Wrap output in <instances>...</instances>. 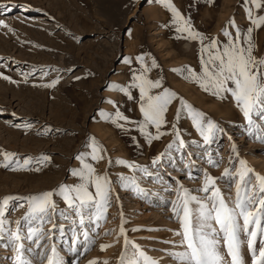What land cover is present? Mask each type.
I'll list each match as a JSON object with an SVG mask.
<instances>
[{"label":"rangeland","instance_id":"rangeland-1","mask_svg":"<svg viewBox=\"0 0 264 264\" xmlns=\"http://www.w3.org/2000/svg\"><path fill=\"white\" fill-rule=\"evenodd\" d=\"M127 2L0 0V3L8 5L7 8H0V18L15 30L7 32L0 27V57L3 58L0 59V70L19 81L13 84L0 77V198L8 194L38 193L62 182L72 183L75 178L70 176L69 170L78 164L72 157L78 152L90 151L87 147L89 135L95 136L105 149L104 160L93 162L89 158V162L98 172L108 173L113 181L114 193L119 196V203L112 201L106 220L101 222L95 242L82 255L70 251L72 231L68 222H64V234L57 232L55 239L49 241L56 244L64 264H88L93 258H97L98 264H103L105 260L108 264H118L125 247L124 236L119 235L121 212L125 221V235L150 256H164L160 250L173 247L166 241L180 239L174 235V231L180 227L179 219L172 212L171 201L177 198L175 191H165L163 185L145 177L142 186L150 190L149 198H141L130 189L121 187L117 179L121 174H131L132 169L115 163L116 159L150 164L152 156L163 151L171 140V136L166 135L149 146L136 129L126 125V130H121L100 118L99 107L112 108V105L102 101V97L106 96L118 98L120 110L131 119L141 118L133 101L106 87L109 81L126 80L124 55L150 52L162 68V72L153 69L151 75H163L165 86L177 91L225 129L227 136L218 138L212 145L213 150H220L224 161L219 167H211L194 157L196 164L191 169L194 177H202L201 166L213 176L220 177L223 168L229 164L228 136L238 145L240 156L256 172L264 174V143L245 131L247 122L235 102L231 98L220 100L205 92L197 83L185 79L184 74L171 71L184 65L199 70V43L177 39L174 28L163 26L170 22L171 13L159 0H138L131 11L124 7ZM173 3L182 14L191 17L199 30L218 34L221 40L224 37L220 30L233 16L242 28L247 24L243 0H214L211 4L207 0H173ZM13 4L31 5V9L26 11L22 7H11ZM41 15L46 18L39 20L37 17ZM129 28L134 33L131 37L127 32ZM69 33H73L75 38ZM255 35L258 44L264 45V29L258 30ZM73 65L77 67L71 73L55 71ZM33 68L36 71L33 72ZM41 68L47 75L40 71ZM23 72L31 73L27 82H24ZM57 75L63 78L54 88L43 86ZM75 76L82 78L75 80ZM134 94L138 95V91L134 90ZM178 106L176 102L170 106L169 119L174 117ZM24 122L30 123L32 128L26 130L13 126L14 123ZM44 125H51L53 131L41 135ZM178 126L189 144L193 139H199V134L186 116H181ZM56 128L60 131L56 132ZM133 138L139 143H134ZM4 151L18 154L21 163L25 156L38 157L40 154L50 155L51 160L40 166L42 170L39 172L35 170L37 165L34 160L25 169L17 170L15 164L5 168ZM188 151L199 149L192 145ZM108 158L113 160L111 165ZM158 171L166 181L171 182L170 174L172 178H179L193 194L203 195L196 191L202 179L187 177L182 170L180 154H175L173 162H165ZM217 184L226 200L230 196L234 199V182L230 187L228 180L221 178ZM152 192L158 195H152ZM58 203L61 209L65 207L62 202ZM26 209L25 204L6 215L16 220L22 217ZM101 244L110 246L101 249ZM176 250H179V246ZM12 256V249L0 244V264H13ZM245 259L250 264L246 247ZM162 264L177 262L165 257Z\"/></svg>","mask_w":264,"mask_h":264},{"label":"snow or ice","instance_id":"snow-or-ice-1","mask_svg":"<svg viewBox=\"0 0 264 264\" xmlns=\"http://www.w3.org/2000/svg\"><path fill=\"white\" fill-rule=\"evenodd\" d=\"M159 2L171 13L170 22L163 26L174 28L177 39L199 43V70L184 65L171 71L184 74L185 79L197 83L205 92L220 100L231 98L247 122L245 131L264 143V45L258 44L255 35L258 30L264 29V0H243L247 24L242 28L233 16L220 30L223 40L218 34L199 30L191 17L182 14L173 0ZM137 3L138 0H128L124 7L131 11ZM207 3H214V0H207ZM7 7V4L0 3V8ZM11 7H22L26 11L31 9V5L13 4ZM0 27L7 32L15 31L2 18ZM127 32L130 37L134 35L131 28ZM69 35L75 38L73 33ZM123 63L127 69L126 80L109 81L106 87L133 101L141 118L134 120L125 115L119 108L120 100L111 96L102 97V101L112 105V108L99 107L100 118L121 130H126V125L136 129L149 146L166 135H170L171 140L163 151L152 156L150 164L116 159L115 163L132 169L131 174H121L117 179L121 187L130 189L141 198H149L150 190L142 186L145 177L163 185L165 191H175L177 198L171 201L172 212L179 219L180 227L174 231V235L180 239L166 241L173 247L161 249L164 256H150L125 235V221L121 212L119 235L124 236L125 247L118 258V264H162L165 257L177 264H249L245 259V247L250 254V264H264V174L256 172L240 156L238 145L228 136L229 164L223 168L220 177L213 176L203 166L200 169L202 177H194L191 171L196 164L194 157L211 167H219L224 161L220 150H213L212 145L218 138L227 136L225 129L177 91L165 86L163 75H151L153 69H160L162 72V68L150 52L139 51L124 55ZM76 67L73 65L68 69L55 71L71 73ZM32 71L36 69L33 68ZM40 71L47 75L43 68ZM22 74L24 82H27L31 73ZM90 75L94 76L95 73ZM0 77L13 84L19 83L2 70ZM62 78L57 75L43 86L54 88ZM81 78L74 77L75 80ZM134 90L138 91V95L134 94ZM174 102L179 106L175 108L174 117L169 119V109ZM182 115L190 119L199 134V139H193L191 144L183 137L178 126ZM13 126L26 130L32 128L28 122L14 123ZM52 131L51 125H44L40 134L48 135ZM55 131L59 132L60 129L56 128ZM87 141L90 151H81L72 157L78 162L69 170L70 176L75 178L72 183L62 182L38 193L8 194L0 198V244L12 249L13 264H64L56 244L49 241L55 239L57 232L64 234L65 221L72 231L70 251L82 255L99 235L97 230L101 227V222L106 220L112 201L119 203V196L114 193L113 181L108 173L98 172L93 163L89 162V158L93 162L105 159L103 145L93 135H89ZM133 142L139 143L136 138H133ZM192 145H196L199 151L189 152ZM175 154H180L182 170L189 179H202V184L196 191L203 195L193 194L179 178H172L170 174L171 182L166 181L158 171L165 162H173ZM33 160L37 165L35 170L39 172L42 170L40 166L50 162L51 156H25L21 163L18 154L3 152L5 168L15 164L17 170L25 169ZM108 163H113L112 158H108ZM221 178L227 179L230 187L234 182V199L231 196L228 200L224 198L217 184V180ZM152 195L158 193L152 192ZM58 201L65 205L63 209ZM25 204L27 209L22 217L16 220L7 217L6 213L10 210L15 211L16 207H23ZM49 224L51 227L46 228L45 225ZM109 246L100 245L101 249ZM177 246L179 250H176ZM88 264H98L97 258L88 261ZM103 264L108 262L105 260Z\"/></svg>","mask_w":264,"mask_h":264},{"label":"bare ground","instance_id":"bare-ground-1","mask_svg":"<svg viewBox=\"0 0 264 264\" xmlns=\"http://www.w3.org/2000/svg\"><path fill=\"white\" fill-rule=\"evenodd\" d=\"M20 9V8H19ZM39 20L45 19L46 17L44 15H41V17H37Z\"/></svg>","mask_w":264,"mask_h":264}]
</instances>
